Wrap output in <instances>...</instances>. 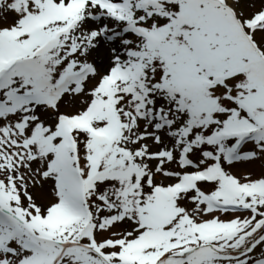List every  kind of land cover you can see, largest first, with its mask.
Wrapping results in <instances>:
<instances>
[{"label":"snow or ice","instance_id":"1","mask_svg":"<svg viewBox=\"0 0 264 264\" xmlns=\"http://www.w3.org/2000/svg\"><path fill=\"white\" fill-rule=\"evenodd\" d=\"M0 264H264V0H0Z\"/></svg>","mask_w":264,"mask_h":264}]
</instances>
